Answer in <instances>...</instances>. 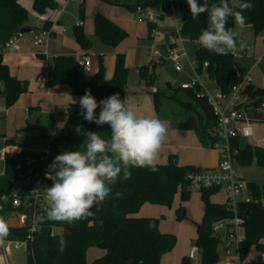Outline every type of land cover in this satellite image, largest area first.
I'll list each match as a JSON object with an SVG mask.
<instances>
[{
    "label": "trees",
    "instance_id": "obj_1",
    "mask_svg": "<svg viewBox=\"0 0 264 264\" xmlns=\"http://www.w3.org/2000/svg\"><path fill=\"white\" fill-rule=\"evenodd\" d=\"M104 4L125 8L131 13L139 9H152L162 18L165 13L176 10L182 19L181 35L188 41L197 42L201 31L207 26V14L193 18L186 0H101ZM219 0H209V3ZM253 6L244 11L245 24L254 29L256 37L264 35V0H248ZM58 8L54 0H33V10L39 16L47 11ZM29 12L20 5L19 0H0V96L6 109L13 107L21 95L28 92V82L13 77L7 64L4 63V53L7 44L20 36L23 28H29ZM80 18L85 19V3L80 5ZM95 32L101 42L108 48H117L128 36L127 32L101 13L95 16ZM53 24L45 22L42 31L51 32ZM235 26L233 18H229L227 27ZM156 22L148 23L149 40L153 38ZM73 36L83 50H90L92 43L86 36L83 26L73 27ZM239 40L240 38L237 37ZM198 43V42H197ZM199 44V43H198ZM234 55H219L198 45L195 51V71L201 76L204 72L215 81L218 90L229 94L238 83ZM207 64V67H205ZM140 77L148 88H154L156 77L151 73L150 66H142ZM129 68L125 55L116 58L114 76L111 80L105 78L103 58H100V70L95 76L77 63L74 56H59L53 58V71L48 80L50 87L58 85L70 86L75 95L81 97L86 90L99 102L101 99L119 93L126 105ZM203 88L196 84L192 89L172 88L170 84L164 89L152 90L153 104L159 119L170 121L178 131H195L201 145L214 149L219 142L213 135L217 126V118L206 96H202ZM251 102L246 105L248 115L256 123H264V88L253 84L246 87ZM175 106H173V105ZM180 108H178V107ZM175 107L177 109L175 110ZM100 108L96 110L99 115ZM68 121L65 127L54 136L47 138L52 152V158L65 150H84L87 131L98 132L108 139L111 135L110 126L89 123L80 114L79 105H71L67 109ZM30 127L32 125L29 124ZM79 128V133L76 129ZM0 138L5 134L0 133ZM8 146H17L15 141H6ZM233 146L238 150L236 162L239 166H250L256 162L264 169V149L251 146L243 138L233 140ZM41 155L32 152L10 153L6 157L5 171L0 175V217L5 222L15 208L10 200L12 180L16 177L15 166L26 158L38 159ZM200 169L179 167L172 161L167 165H157L156 171L149 168H131V179L124 180L121 174L118 182L112 186V193L105 202L93 206V217H88L72 223L48 220L46 225L60 228L62 232L56 236L35 235L33 242L27 247V264H160L162 258L171 253L177 245V237L163 234L159 230L160 221L152 218H133L145 204L171 207L178 194L181 205L176 212L177 221L187 218L184 204L190 201L192 190L188 174ZM49 181V187L55 181V173ZM254 197L264 193V186L248 183ZM121 193L116 198L115 193ZM219 189H203L201 192L204 202V219L197 224V248L200 251L201 264H219L221 262L219 245L221 235L215 231L216 221L227 222L235 216L243 220V242L238 248L240 263L249 256L251 250L264 252V210L255 202H241L237 214L228 206L213 204L212 196L220 193ZM63 235L66 248L59 251V239ZM29 236L23 227H9V235L5 242H22ZM95 248L104 251V255L92 263L87 262V253ZM182 264H193L192 259L184 257Z\"/></svg>",
    "mask_w": 264,
    "mask_h": 264
},
{
    "label": "crops",
    "instance_id": "obj_2",
    "mask_svg": "<svg viewBox=\"0 0 264 264\" xmlns=\"http://www.w3.org/2000/svg\"><path fill=\"white\" fill-rule=\"evenodd\" d=\"M54 1L57 3L58 8L54 11H47L44 16H39L33 10V0H19L20 5L29 12L30 17L28 26L29 29L32 30V33L20 35L14 45L4 53V63L7 64L11 75L21 81H27L29 84L28 92L21 95L17 103L10 109L4 107L0 96V133L5 134V138H2V143L5 145L6 141L13 140L18 144L17 146L10 147L11 152L42 153L46 150L47 143L45 144V140L41 142L39 147L35 145V139H40L38 134L32 136V145L27 144L24 141V138H31L28 129L30 126L28 121H26L28 116L30 119L36 117V124L40 126L41 131H51L50 136H54L67 124L68 107L71 105H79L80 97L75 95L70 86L63 84L54 87L49 86L48 80L53 71L54 57L64 55L74 56L76 59H89L90 68L87 72L90 76H95L99 72L100 58L102 57L105 68V78L106 80H111L114 76L117 55L122 54L126 57V65L130 72L133 69L139 73L140 67L147 65L150 66L151 73L156 77L155 70L157 69H151V65L153 60L156 59V56L161 57L162 54L160 55L157 53L155 47L160 44L163 39H165L167 43V36L172 35L174 37L177 29V21L174 20L175 22H173V19H169L173 22V25L172 23L161 24L160 30L158 22H156L153 38L149 40L148 23L144 27V22H136L133 15H130L131 12L127 11L125 8L110 6L99 0L97 1L98 3H94V7L92 8L89 7L91 3H88L87 9H85V19L81 20V4L77 5L74 0ZM83 1L84 3L86 2V0ZM98 13L111 19L112 22L127 32L129 37H127L117 48L111 49L106 47L97 36L94 19H96L95 16ZM37 20H39L40 23H37ZM45 22H51L53 24L49 36H45L44 31H42ZM80 24H82L86 36L92 43V48L90 50H83L80 48L73 36V27L79 26ZM172 26H174V29ZM161 32L162 35H165L164 38L160 35ZM37 39H42L44 43L39 46L35 45ZM185 41L188 40L184 39V43ZM184 43L183 47L185 50ZM167 47L169 50L171 46L167 44ZM152 48H155V51L152 52ZM197 48L198 46L195 51ZM143 50L146 53H143ZM255 52L254 48V55L251 56L254 59L256 58ZM162 58L164 59L163 56ZM262 59L264 58L259 57L253 67H255L257 63L262 62ZM193 66L195 67V64ZM193 71L196 78L190 83L197 81L205 90L203 81L200 80L201 76L196 73L197 71H195V68H193ZM182 72L183 70L178 73ZM238 73L237 75L240 78ZM258 80H260V78ZM261 84L263 83L257 85L253 83L257 88H261L259 87ZM131 86L129 76L128 88L126 91V106H135L139 113L149 117L159 118L155 112L152 97V90L157 89V84L155 83L154 88H148L147 85L144 84V81L141 80L138 82L137 87ZM0 89H2L1 85ZM162 121L167 127V135L162 145L157 165H167L171 161H174L179 167H193L210 170L215 169L218 166L219 153L215 149L207 150L204 148L195 131H178L173 127L170 121ZM253 128L254 136L253 139L248 140V143L253 147L264 149V137H262L264 135V128L261 126ZM236 170H238V168ZM237 172L241 178H244L247 173L245 171L239 172V170ZM251 183L264 186V184L259 183L257 180L251 181ZM218 194L212 196L211 202L213 204H222L224 206L229 204L227 198L223 199L217 196ZM181 202L180 194H178L172 207L145 204L136 215L132 216L133 218H156L160 221L159 230L161 233L178 236H176L178 242L175 249L171 253L165 255L160 264H182V259L184 257L190 258L192 249L197 248L192 247L190 249L183 244V238L180 231H182L184 225L176 224L174 222L175 220L177 221L176 212L180 207ZM184 207L186 208L187 217H189L192 222L190 231L193 232V236L195 234V239L197 240V224L204 219L203 217L205 213L201 194L199 193L198 196H192L190 201L184 204ZM177 222L183 223L182 221ZM222 224L223 222H220L216 226L218 227V233L221 230ZM91 252L93 259L88 261V254ZM231 252L232 253L229 255L230 257L227 261H225L220 255L221 262L219 264H243L236 262L239 260L238 248L237 256L233 255L234 252L232 250ZM103 255L104 251L92 248L87 253V262L92 263ZM197 257L201 258L200 252H198L195 259L192 260L193 264H195ZM0 264H6V262L1 261ZM8 264H10V262H8Z\"/></svg>",
    "mask_w": 264,
    "mask_h": 264
},
{
    "label": "clouds",
    "instance_id": "obj_3",
    "mask_svg": "<svg viewBox=\"0 0 264 264\" xmlns=\"http://www.w3.org/2000/svg\"><path fill=\"white\" fill-rule=\"evenodd\" d=\"M191 16L196 18L207 14V26L197 38L203 48L219 55L243 51L246 43L237 39L239 33L227 27L229 18L235 24H245L244 11L252 8L248 0H186ZM80 114L89 123L109 125L108 139L98 132L87 131L84 150L69 151L57 155L49 166V178L55 173V181L45 188L49 207L45 209L48 220L72 223L93 217V206H99L112 193L123 175L131 179V168H149L156 171L162 145L166 139L167 127L157 117L139 113L135 106L125 105L119 93L101 99L99 102L86 90L79 98ZM99 115H96L97 108ZM76 131L79 133L80 129ZM116 198L121 193H115ZM9 235V227L0 217V246ZM66 248L63 235L59 239V251Z\"/></svg>",
    "mask_w": 264,
    "mask_h": 264
},
{
    "label": "built area",
    "instance_id": "obj_4",
    "mask_svg": "<svg viewBox=\"0 0 264 264\" xmlns=\"http://www.w3.org/2000/svg\"><path fill=\"white\" fill-rule=\"evenodd\" d=\"M138 11L141 13L140 22L154 23L157 19L162 18L161 14L152 9H139ZM171 13L172 18L177 21V29L174 35L175 43L174 46L169 48L167 59L174 64L177 72H181L183 70L181 61L187 57L183 47L185 38L182 37L180 32L182 19L181 17L177 18L179 14L176 10L172 9ZM79 26H82V24ZM49 34L50 32H44L45 36H49ZM16 40L17 38L10 41L5 47V51L10 49ZM43 43L44 41L42 39H37L35 45L39 46ZM253 55V48H247L244 52L245 57ZM162 60V56H156V59L153 60L151 65V69L161 65ZM77 63L79 66L84 67L86 71L90 68V60L87 58L77 59ZM205 67H207V64H205ZM252 82L249 74L243 79V82L240 84L237 83L227 95L218 90L214 96H211L203 89L202 96L207 97L208 103L213 108L217 118V126L214 129L213 135L219 140L214 147L219 153V164L215 169H200L188 174L190 189L192 191L201 192L203 189L216 188L221 192H225L228 196L229 204L227 206L235 214H237L238 205L241 202H255L264 210V193L259 197H254L249 189V184L238 175V170H236L238 150L233 146V140L235 139L243 138L248 141L253 139L254 136L253 127L255 122L244 108V103L250 99L244 91L247 86L253 84ZM196 84H198L197 81L189 85H182L181 88L192 89ZM10 147L5 143L0 148V161L3 162L4 167L7 163L6 157L8 154L22 153L11 152ZM37 154H40L41 157L38 159L26 158L20 160L14 168L16 177L12 180L13 187L10 200L16 209L14 214L18 218L19 227L26 228L29 236L25 241L7 242L2 245L3 251L0 254V262H6V264H8L9 257L15 250H19L21 246H27L29 242H33L35 235H41V230L44 227H49L45 223V209L49 207L45 188L47 186L49 187V181L52 179V174L48 178L46 173H49V166L53 158L48 142L46 150ZM19 184L22 185V189L15 190V187ZM224 223L227 229L222 239L227 243L226 252L230 255L232 253L231 249L233 247L239 248L243 242L244 237L241 238L238 232L242 228L243 220L235 216L234 220ZM49 229V236L58 235L53 233L54 228L49 227ZM58 229L62 232L60 228ZM215 231H218V227H215ZM198 252H200L198 248H193L190 253V259L194 260Z\"/></svg>",
    "mask_w": 264,
    "mask_h": 264
},
{
    "label": "rangeland",
    "instance_id": "obj_5",
    "mask_svg": "<svg viewBox=\"0 0 264 264\" xmlns=\"http://www.w3.org/2000/svg\"><path fill=\"white\" fill-rule=\"evenodd\" d=\"M74 1L77 3V5H80L83 0H74ZM97 1L99 0H86L85 9H87L88 3H91L89 7L92 8L94 7V3H98ZM85 15H86V10H85ZM130 15H133V18L136 22L140 21L139 19L141 17V13L139 11L136 13H131ZM177 18H180V16H177ZM169 19L171 20L173 19L171 12L165 13L163 18L156 20V22H158V25H159V30L161 29L160 27L161 24L172 23L173 25V22H175L174 19H173V22H171ZM37 23H40V21L37 20ZM146 24L147 22L143 23V26L145 27ZM172 28L174 29V26H172ZM231 30L239 33L238 38L243 39L246 43V48L243 51H240L238 49L234 54L235 68H236V71L239 72L238 74L240 76V78L238 77V83L240 84L241 82H243V79L250 74V77L252 78V81H253L252 83H255V85L263 83L259 87L264 88V79H263L264 78V59H262V62L257 63V65L253 67L256 64L257 59L259 57L264 58V35H262L261 37L260 36L256 37L254 29L252 27H249V26L241 27L237 24H235V26ZM160 35H162V32L160 33ZM164 36L165 35H162V38H164ZM184 46H185L186 54L188 55L186 58H184L181 61L183 72L178 73L175 70L174 64L170 60L167 59L169 50H168L165 39H163V41L160 44L156 45L155 48L157 50V53H159L160 55L162 54V56L164 57L161 65H158L156 67L157 70H155L156 71V84L158 86L157 87L158 89H164L166 88L168 84H170L172 88L178 89V88H181L182 85H189L190 82L194 78H196V75L193 71V68L195 67L193 65L195 64V49L198 46V43L192 42V41H185ZM247 48H253V49L255 48V51H256L255 59L252 58L251 56L248 58L244 57V52ZM154 49L152 48V52L155 51ZM142 52L146 53L144 50ZM129 76H130V85H132L131 87H137L138 82L142 80L140 77V74L137 71H134L132 69L131 72L129 71ZM259 78L260 80H258ZM200 80L203 81L205 91L207 92L208 95L214 96L218 92V88H217L215 81L210 79L208 75L206 74V72H204L201 75ZM250 102H251V99L247 100L244 103V108ZM177 107H175V110L177 109ZM26 119H27L26 121H29L30 120L29 116ZM258 126H261L264 128V123H257V122L254 123L255 128H257ZM28 129H29V132H30L29 134L31 138H24L25 139L24 141L27 144L32 145V136H34V134L35 135L38 134L40 139H35V145L39 147L41 142L44 140L41 137L42 131H41L40 126L36 124V125H33L31 128L29 127ZM262 137H264V135ZM3 146L4 144L2 143V138H0V148ZM237 168L239 172L241 171L247 172L243 178L247 183H251V181L257 180L259 183L264 184V169L260 168L256 162H253L250 166H239L238 164H236V169ZM4 171H5L4 164L3 162L0 161V175H3ZM198 195H199V192L192 191L191 197L198 196ZM217 196L223 199L224 198L228 199V196L225 192H220ZM174 222L176 224L184 225V228L182 227L183 229L182 231H180V234L183 238V244L186 247L188 246L190 249L192 247H197L195 234L193 236V232L190 231V228L192 227V222L190 218L187 217L185 220L182 221L183 223L177 222L176 220ZM6 223L8 227H19L18 218L14 213H10L7 216ZM226 229L227 227L223 222L221 230L219 231V234L221 235L222 238L226 234ZM60 232L61 231L59 229L57 230V228H54L53 230L54 234H59ZM238 232L241 238L244 237L243 228H240ZM226 250H227V243L222 239V243L219 245L218 251H220L219 253L225 261H227L228 258L230 257L227 254ZM231 250L234 252L233 255L237 256V248L233 247ZM2 251H3V248L2 246H0V254H2ZM27 256H28L27 247L21 246L19 250H15L12 253L8 261L10 262V264H27ZM92 257L93 255L91 252L88 254V261H91L93 259ZM236 262L240 263L239 260H237ZM195 264H201V258L197 257ZM243 264H264V252L257 251L255 248H253L249 256L243 262Z\"/></svg>",
    "mask_w": 264,
    "mask_h": 264
},
{
    "label": "water",
    "instance_id": "obj_6",
    "mask_svg": "<svg viewBox=\"0 0 264 264\" xmlns=\"http://www.w3.org/2000/svg\"><path fill=\"white\" fill-rule=\"evenodd\" d=\"M30 33H32V30L31 29H29V28H23L22 30H21V33H20V35H27V34H30ZM174 43H175V41H174V37L172 36V35H169V36H167V44L169 45V46H174ZM36 122H37V118L36 117H33L32 119H30L29 121H28V124H30V125H35L36 124ZM51 131H48V130H43L42 131V138L45 140V144L47 143V138L51 135V133H50ZM172 165L174 166L175 165V162L174 161H172ZM22 189V185L21 184H19V185H17L16 187H15V190H21ZM221 221H216V224H218V223H220ZM49 227H44L42 230H41V235H43V236H47V235H49L50 233H49Z\"/></svg>",
    "mask_w": 264,
    "mask_h": 264
}]
</instances>
